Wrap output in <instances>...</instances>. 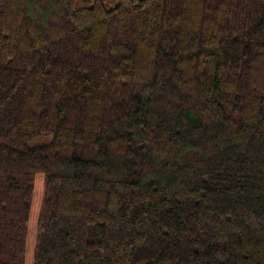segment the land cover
<instances>
[{"label":"trees","instance_id":"1","mask_svg":"<svg viewBox=\"0 0 264 264\" xmlns=\"http://www.w3.org/2000/svg\"><path fill=\"white\" fill-rule=\"evenodd\" d=\"M0 264H264V0H0Z\"/></svg>","mask_w":264,"mask_h":264},{"label":"rangeland","instance_id":"2","mask_svg":"<svg viewBox=\"0 0 264 264\" xmlns=\"http://www.w3.org/2000/svg\"><path fill=\"white\" fill-rule=\"evenodd\" d=\"M107 1V3L110 5V6H112V5H114V4H116L117 2H118V0H106Z\"/></svg>","mask_w":264,"mask_h":264}]
</instances>
